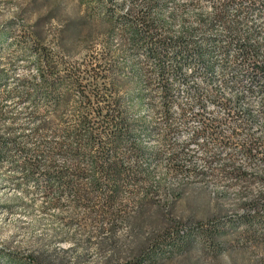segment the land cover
Masks as SVG:
<instances>
[{
    "label": "rangeland",
    "instance_id": "1",
    "mask_svg": "<svg viewBox=\"0 0 264 264\" xmlns=\"http://www.w3.org/2000/svg\"><path fill=\"white\" fill-rule=\"evenodd\" d=\"M222 4L0 0V264H264V163L247 159L245 148L213 161L201 182L184 173L177 147L149 129L164 121L171 102L189 103L192 94L177 93L181 82L170 80L168 66L159 68L130 38L129 25L145 22L158 36L193 37L202 59L220 60L238 39L217 16ZM238 11L227 20L254 21L251 9ZM48 64L64 82L46 88L41 69ZM72 67L100 86L114 102L109 109L147 116L143 145L154 150L142 161L147 170L117 194L92 171L89 151L81 177L58 174L67 165L61 142L77 125L75 109L105 103L88 105L70 86ZM254 100L243 102L254 123L236 143L264 140V109Z\"/></svg>",
    "mask_w": 264,
    "mask_h": 264
},
{
    "label": "built area",
    "instance_id": "2",
    "mask_svg": "<svg viewBox=\"0 0 264 264\" xmlns=\"http://www.w3.org/2000/svg\"><path fill=\"white\" fill-rule=\"evenodd\" d=\"M222 1L226 5L224 29L238 39L225 47L220 60L207 59L209 70L203 63L194 62L177 67L176 81L181 82L177 93H191V102H171L164 121L149 129L153 137L165 138L177 147L180 169L198 182L214 166L213 161L233 150L249 148L246 158L264 163L263 139L253 136L250 142H235L236 137H246V127L254 123L243 102L256 99L255 109L261 114L264 109V0ZM245 7L254 17L249 26L227 20ZM174 79L170 76L171 81ZM227 89L234 94L233 99L225 97ZM136 116L147 117L144 113Z\"/></svg>",
    "mask_w": 264,
    "mask_h": 264
},
{
    "label": "trees",
    "instance_id": "3",
    "mask_svg": "<svg viewBox=\"0 0 264 264\" xmlns=\"http://www.w3.org/2000/svg\"><path fill=\"white\" fill-rule=\"evenodd\" d=\"M225 10L226 5H221L217 16L222 15L226 19ZM132 23L129 25L130 38L133 41H141L143 48L149 50L150 56L156 59L159 68L164 69L168 66V72L175 78L174 80L178 78L176 73L178 66L194 62L203 63L205 70L210 69L207 60L201 58L202 49L193 37L168 35H159V37L148 23L139 21ZM59 72L58 67L51 64L41 69L42 81L47 85L46 88L51 85L53 87L57 82H64L65 79ZM47 73L57 74V77L47 79L45 76ZM67 74L70 78V86L85 93L88 105L100 101L105 103L103 107L97 109H75L77 125L72 133L67 129V137L61 142L62 148L67 149L65 151L68 153L67 165L58 171V174L63 180H66L70 174L81 177L83 172L81 161L86 151H89L92 171L101 172L102 179L112 193L117 194L127 181L140 180L147 170L146 167H142V161L150 160L154 150L146 149L143 145L144 137L150 132L146 128V119L144 116L132 114L127 109H109L114 102L105 99L104 94L100 93V86L96 82H88V79L81 74L80 68L72 67ZM92 77L95 78L97 75L94 74ZM117 105L119 104L115 103V106ZM69 139H72L70 143H68ZM131 159L134 160L133 166L129 164ZM98 182V178H94L92 186H97ZM66 183L70 184L67 181ZM112 199V194L107 196V202Z\"/></svg>",
    "mask_w": 264,
    "mask_h": 264
}]
</instances>
